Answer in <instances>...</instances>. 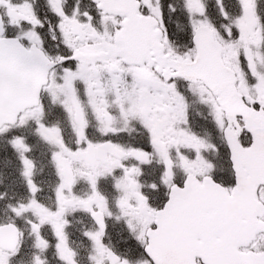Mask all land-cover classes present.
<instances>
[{
    "label": "snow or ice",
    "instance_id": "obj_1",
    "mask_svg": "<svg viewBox=\"0 0 264 264\" xmlns=\"http://www.w3.org/2000/svg\"><path fill=\"white\" fill-rule=\"evenodd\" d=\"M0 264H264V0H0Z\"/></svg>",
    "mask_w": 264,
    "mask_h": 264
}]
</instances>
